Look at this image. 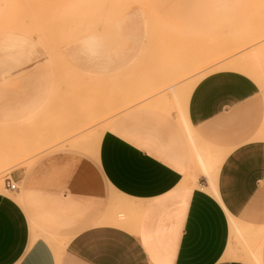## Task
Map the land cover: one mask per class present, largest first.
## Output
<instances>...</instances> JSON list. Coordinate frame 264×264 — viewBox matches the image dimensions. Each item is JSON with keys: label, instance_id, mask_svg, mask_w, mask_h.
I'll return each instance as SVG.
<instances>
[{"label": "crops", "instance_id": "1", "mask_svg": "<svg viewBox=\"0 0 264 264\" xmlns=\"http://www.w3.org/2000/svg\"><path fill=\"white\" fill-rule=\"evenodd\" d=\"M8 66L0 55V80L24 68ZM185 88L9 164L0 264H264V91L233 69Z\"/></svg>", "mask_w": 264, "mask_h": 264}, {"label": "rangeland", "instance_id": "2", "mask_svg": "<svg viewBox=\"0 0 264 264\" xmlns=\"http://www.w3.org/2000/svg\"><path fill=\"white\" fill-rule=\"evenodd\" d=\"M0 55L24 67L0 80L3 186L9 164L94 139L157 94L181 104L187 81L222 66L264 91V0H0Z\"/></svg>", "mask_w": 264, "mask_h": 264}, {"label": "bare ground", "instance_id": "3", "mask_svg": "<svg viewBox=\"0 0 264 264\" xmlns=\"http://www.w3.org/2000/svg\"><path fill=\"white\" fill-rule=\"evenodd\" d=\"M232 63H233L234 65H237L235 62H232ZM227 66H228V65H227ZM227 66H226V67H227ZM222 67H223L224 69H226L224 66H222ZM218 68H219V67H218ZM229 68H230V67H229ZM220 69H221V68H220ZM227 69H228V68H227ZM231 69H232V68H231ZM128 101H129V99L127 100V102H128ZM129 102H131V99H130ZM127 104H128V103H127ZM127 104H126V105H127ZM129 106H130V105H129ZM126 107H128V106H126ZM126 107H125V108H126ZM112 109H113V108H112ZM183 119H186V118H183ZM180 120H182V119H180ZM89 135H90V134H89ZM89 135H88V136H89ZM90 137H91V135H90ZM94 139H96V138L94 137ZM94 139H93V140H94ZM79 140H80V139H79ZM74 141H75V140H74ZM94 143H95V142H94ZM74 144H75V143H74ZM44 145H45V144H43L42 146L37 147L36 150H37V149H40V148H44ZM192 150H193V148H192ZM193 151H194V150H193ZM195 152H196V153H202V152H197V151H195ZM199 160H200V159H199ZM230 220H232V218H231ZM233 222H234V221H231V224H232ZM233 224L235 225V222H234ZM232 227H233V226H232ZM234 227H235V226H234ZM234 227H233V228H234ZM253 255H254V254H253ZM254 264H260V262H259V260H258V258H257L256 255H255V262H254Z\"/></svg>", "mask_w": 264, "mask_h": 264}, {"label": "built area", "instance_id": "4", "mask_svg": "<svg viewBox=\"0 0 264 264\" xmlns=\"http://www.w3.org/2000/svg\"><path fill=\"white\" fill-rule=\"evenodd\" d=\"M4 187H7L9 189H15V182L11 181L8 176L4 177Z\"/></svg>", "mask_w": 264, "mask_h": 264}]
</instances>
